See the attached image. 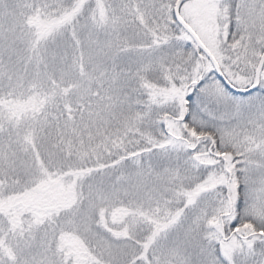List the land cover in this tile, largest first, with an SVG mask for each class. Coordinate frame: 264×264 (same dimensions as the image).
Segmentation results:
<instances>
[{
    "label": "snow or ice",
    "instance_id": "6c2138e0",
    "mask_svg": "<svg viewBox=\"0 0 264 264\" xmlns=\"http://www.w3.org/2000/svg\"><path fill=\"white\" fill-rule=\"evenodd\" d=\"M0 264H264V0H0Z\"/></svg>",
    "mask_w": 264,
    "mask_h": 264
}]
</instances>
